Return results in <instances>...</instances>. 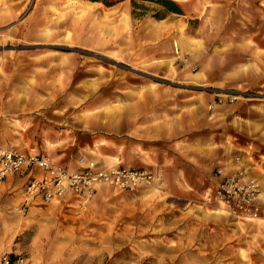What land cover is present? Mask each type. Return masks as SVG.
Segmentation results:
<instances>
[{
	"label": "rangeland",
	"instance_id": "1",
	"mask_svg": "<svg viewBox=\"0 0 264 264\" xmlns=\"http://www.w3.org/2000/svg\"><path fill=\"white\" fill-rule=\"evenodd\" d=\"M172 1L181 14L155 0H0V141L24 147L32 119L21 120L48 101L64 107L53 111L57 118L84 117L113 95L118 100L119 87L143 92L162 84L169 123L183 120L178 140L199 136L201 154L211 151L204 167L214 176L223 166L230 105L245 96L264 103L256 78L247 85L239 74L264 73V0ZM176 40L190 41L181 56ZM187 154L185 162L194 153ZM253 177L261 186L254 219L214 213L218 202L206 200L208 185L182 195L160 182L102 186L103 194L48 216L54 235H36L33 201L16 208L21 190H0V237L16 216L29 223L0 242V256L20 253L34 264H264V177Z\"/></svg>",
	"mask_w": 264,
	"mask_h": 264
},
{
	"label": "crops",
	"instance_id": "2",
	"mask_svg": "<svg viewBox=\"0 0 264 264\" xmlns=\"http://www.w3.org/2000/svg\"><path fill=\"white\" fill-rule=\"evenodd\" d=\"M189 42H173L178 56L181 49H184L183 46ZM258 51L264 52V47L258 48ZM200 74L197 73V76ZM229 74L225 73L224 77ZM239 74L243 79H247V85L248 80L255 77L258 86L264 88V73ZM214 75L216 76V73ZM232 75L235 76L236 73H231L230 76ZM138 87L117 88L118 100L115 94L110 103L103 101L96 107H90L91 115L84 117L77 115L70 119L66 116L57 118L53 111L62 110L64 107L58 108L60 103L57 102H46L43 108L38 107L33 114L21 120V123H25L29 121V117L32 119V125L26 133L27 137L31 134L32 138L22 140L24 147L18 149L46 156L52 163L69 172L78 169L77 158L81 155L94 160L97 168L120 164L130 169L159 171L160 183L177 195H182L183 190L203 191L205 185L211 186L215 177L212 175V169L204 167L208 164L204 160L211 158V151H208V157L202 155L206 152L200 150V147L205 144L201 145L199 136L193 137L194 134L187 143L178 140L184 135L183 120L176 117V120L169 123L167 87L161 84L143 92ZM248 88L245 87L246 90ZM212 140H215L214 134L208 136V141ZM46 143H49L50 147H47ZM7 146L5 140L0 141V147ZM189 152L194 153L193 157H186L188 161L185 162L184 154ZM192 158H195V161ZM222 164L219 168L224 173L234 171L239 164L245 171V176L254 179L255 175L264 177V103H254L250 97L245 96L242 101L230 105L228 113L225 114V157ZM26 179V176L10 175L5 179L2 191H22ZM103 191V188L98 189L95 196L103 194ZM32 201L30 210H33L34 214L30 221H38V228H41L36 235H54L55 232L50 229L54 221L48 216L61 212L64 207L76 205L78 199L67 194L52 203L46 204L38 199ZM219 211L223 210L214 213ZM14 221L10 227L2 229L0 242H10L12 236L9 235H13L17 228L29 225L17 216ZM28 262L34 264L30 257Z\"/></svg>",
	"mask_w": 264,
	"mask_h": 264
},
{
	"label": "built area",
	"instance_id": "3",
	"mask_svg": "<svg viewBox=\"0 0 264 264\" xmlns=\"http://www.w3.org/2000/svg\"><path fill=\"white\" fill-rule=\"evenodd\" d=\"M78 169L69 172L60 165L53 164L49 158L37 153H27L18 148L0 147V188L10 175L26 176L22 187V203L38 199L43 202L67 194L78 200H87L95 192L96 185L104 184L121 190L135 187L138 183L153 181V174L147 169H130L120 164L97 168L96 162L84 155L77 158ZM240 169L230 175H222L213 194L207 196L211 201L222 203L223 211L234 217L257 218L260 207L257 204L259 186L248 182ZM0 264H29L28 258L20 253L3 254Z\"/></svg>",
	"mask_w": 264,
	"mask_h": 264
},
{
	"label": "bare ground",
	"instance_id": "4",
	"mask_svg": "<svg viewBox=\"0 0 264 264\" xmlns=\"http://www.w3.org/2000/svg\"><path fill=\"white\" fill-rule=\"evenodd\" d=\"M54 164V163H53ZM55 165H57V164H55ZM138 169H144V168H138ZM147 170H150V169H147ZM217 170H220V169H216L215 170V173H214V177H215V180H214V183L213 184H211V186H209V187H211V191H210V193H208L207 195H206V200L207 201H211V200H209L208 198H207V196L208 195H210V194H213V192H214V190H215V187H216V184L219 182V180H220V178H221V176H218L217 175ZM151 171V173L153 174V181L152 182H149V183H145V182H141V183H138L137 185H135V187H133V188H130V189H134V188H136V187H140V186H153L154 184H156L157 182H160V173H159V171H152V170H150ZM221 171V170H220ZM236 170H234V171H231V172H229V173H223L222 171H221V173H222V175H230L231 173H233V172H235ZM243 177L245 178V179H247L248 180V182H250V180L251 181H254L258 186H259V188H258V195H257V197H259V195H260V190H261V186H260V183L257 181V180H255V179H249V178H247L246 176H245V174H243ZM216 178H218L219 180H216ZM101 186H108V185H104V184H98V185H96V189H95V192L93 193V195H95V193H97V191H98V189L101 187ZM108 187H112V188H114V189H118V190H121V189H119V188H116V187H113V186H108ZM208 187V188H209ZM2 188H3V186L0 188V190H2ZM130 189H125V190H130ZM92 195V196H93ZM66 196V195H65ZM64 196V197H65ZM91 196V197H92ZM90 197V198H91ZM63 198V197H62ZM89 198V199H90ZM23 199V198H22ZM21 199V202H20V204H19V206H18V209H20V210H22V211H24L25 210V208L28 206V204L32 201H29V203L28 204H26V205H24L23 203H22V200ZM57 200H59L58 198H56V199H53V200H50V201H48V202H51V201H57ZM213 202V201H212ZM257 202H258V198H257ZM222 207H223V205H222V203L221 204H219L218 203V209L219 210H223L222 209ZM225 213L226 214H229L228 212H226L225 211ZM230 216H232L231 214H229ZM234 217V216H233ZM237 218V217H236ZM238 218H241V219H250V218H247V217H244V218H242V217H238ZM252 219V218H251ZM7 254H10V253H7Z\"/></svg>",
	"mask_w": 264,
	"mask_h": 264
},
{
	"label": "trees",
	"instance_id": "5",
	"mask_svg": "<svg viewBox=\"0 0 264 264\" xmlns=\"http://www.w3.org/2000/svg\"><path fill=\"white\" fill-rule=\"evenodd\" d=\"M90 1H101L106 6H112L121 0H90ZM158 4L164 7L167 11L181 14L180 8L172 0H155Z\"/></svg>",
	"mask_w": 264,
	"mask_h": 264
}]
</instances>
